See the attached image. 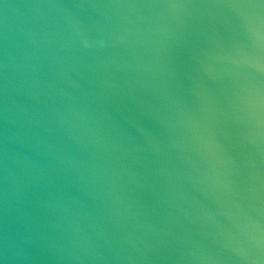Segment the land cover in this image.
Wrapping results in <instances>:
<instances>
[{"label": "water", "instance_id": "obj_1", "mask_svg": "<svg viewBox=\"0 0 264 264\" xmlns=\"http://www.w3.org/2000/svg\"><path fill=\"white\" fill-rule=\"evenodd\" d=\"M0 264H264V0H0Z\"/></svg>", "mask_w": 264, "mask_h": 264}]
</instances>
